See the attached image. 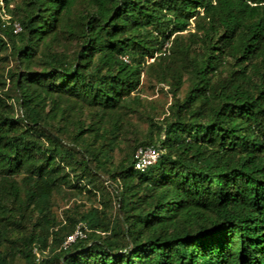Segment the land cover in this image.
Instances as JSON below:
<instances>
[{
  "label": "trees",
  "instance_id": "1",
  "mask_svg": "<svg viewBox=\"0 0 264 264\" xmlns=\"http://www.w3.org/2000/svg\"><path fill=\"white\" fill-rule=\"evenodd\" d=\"M13 1L0 264H264V0ZM143 74L168 85L165 110ZM148 144L165 152L135 170ZM57 194L81 201L60 216Z\"/></svg>",
  "mask_w": 264,
  "mask_h": 264
},
{
  "label": "built area",
  "instance_id": "2",
  "mask_svg": "<svg viewBox=\"0 0 264 264\" xmlns=\"http://www.w3.org/2000/svg\"><path fill=\"white\" fill-rule=\"evenodd\" d=\"M13 7V0H0V22L3 28L10 26L13 32L18 33L21 31L22 27L19 21L13 19L10 10ZM125 61H129L127 56H123ZM165 152V147L163 144H148L140 145L134 151V169L135 170H145L149 166L156 163L162 154ZM87 226L83 222H78L73 231L65 236L62 241L61 247L66 248L77 239H82L86 237ZM34 253L36 259L41 258L40 252L35 248Z\"/></svg>",
  "mask_w": 264,
  "mask_h": 264
},
{
  "label": "rangeland",
  "instance_id": "3",
  "mask_svg": "<svg viewBox=\"0 0 264 264\" xmlns=\"http://www.w3.org/2000/svg\"><path fill=\"white\" fill-rule=\"evenodd\" d=\"M13 5H14V1H13ZM190 27H193V23H191ZM3 64L4 63L2 61H0V66H2ZM10 65H12V61L10 62ZM152 84H153L152 82L148 81L147 76L145 74H143L142 75V83H141V87L143 88L142 95L149 100L155 101L159 110H165L171 101V97L167 91L168 85L164 84V83H159V82L155 83L153 85ZM130 118H131L132 122L136 125V128L138 130H142V129L147 128L148 123L146 120H144L145 119L144 116L141 117L138 114H133ZM132 136H134V135H132ZM122 155H123V149L116 151V158L117 159H119ZM106 178L107 177H105V176L102 177L103 180H105ZM103 184L105 186L108 185V184L106 185L105 182ZM78 198H80V197L72 196L69 198V197H67V195L65 197H63V195L57 194L55 196V203H56L55 211L60 216H62L63 208H66L68 206L73 205V202L75 201V199H78ZM81 198H82V202L85 204L86 207H89L91 204H93V203L95 204V202H96V200H94V198L89 199L87 196H84ZM113 199H114V197H113ZM79 200L81 201V199H78V201ZM97 200H98V198H97Z\"/></svg>",
  "mask_w": 264,
  "mask_h": 264
}]
</instances>
